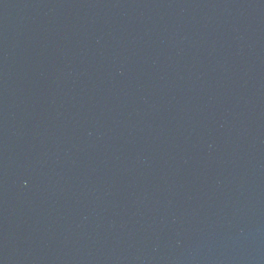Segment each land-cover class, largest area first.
Wrapping results in <instances>:
<instances>
[{"label":"water","instance_id":"1","mask_svg":"<svg viewBox=\"0 0 264 264\" xmlns=\"http://www.w3.org/2000/svg\"><path fill=\"white\" fill-rule=\"evenodd\" d=\"M0 264H264V0H0Z\"/></svg>","mask_w":264,"mask_h":264}]
</instances>
